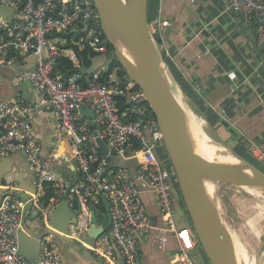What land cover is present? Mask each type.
Returning a JSON list of instances; mask_svg holds the SVG:
<instances>
[{"label":"built area","instance_id":"built-area-1","mask_svg":"<svg viewBox=\"0 0 264 264\" xmlns=\"http://www.w3.org/2000/svg\"><path fill=\"white\" fill-rule=\"evenodd\" d=\"M230 1L245 23L255 24L257 43L264 48V0ZM0 3L14 11L11 17L0 16V66L14 67L15 84L28 83L35 96L29 99L19 94L0 102V162L23 152L35 188L21 194L16 191L13 174L0 178V264H69L53 233L41 239L36 263L20 251L26 213L37 212L53 230L50 216L64 197L70 204L77 199L86 206L78 222L63 233L76 242L90 229L94 206L103 197L110 202L112 222L94 240V254L110 261L115 258V246L124 264H142V238L155 233L157 247L164 249L172 234L179 241L173 264H197L192 251L199 244L193 227L180 224L176 217L180 193L174 185L172 163L161 158L160 149L166 148L163 132L142 88L118 68L110 71L116 54L103 29L95 25L101 14L93 0ZM168 26V21L154 22L150 30L157 34ZM77 48L104 56L105 64L85 75L79 70L82 63ZM28 56L32 63L19 67ZM62 58L71 60L75 70L61 66ZM118 98H125V105L119 107ZM41 109L55 118V136L48 150L34 134L33 114ZM92 124L98 136L90 128ZM97 137L105 141L111 155L125 161L138 159L134 177L132 167L117 165L101 152ZM253 152L264 161V149ZM58 162L72 166L73 181L55 169ZM49 184L55 196L46 204L43 196ZM149 192L157 198L164 224L158 229L143 195Z\"/></svg>","mask_w":264,"mask_h":264},{"label":"crops","instance_id":"crops-1","mask_svg":"<svg viewBox=\"0 0 264 264\" xmlns=\"http://www.w3.org/2000/svg\"><path fill=\"white\" fill-rule=\"evenodd\" d=\"M229 4L231 5L230 0H149V23L169 22L166 30L152 35L173 85L181 90L176 94L180 104L182 105L181 100L187 102L191 113L198 117L202 128L207 132L209 123L219 134L227 129L233 130L234 135L229 139L236 150L243 156L244 153L249 155L252 151L254 156L253 149H264V48L257 43L255 24L245 23L242 16ZM172 22H175V26H172ZM31 63L32 58L28 56L18 65L23 67ZM104 64L103 58L97 68ZM14 70V67L0 66V102L19 94L34 99L28 83L15 84ZM226 84L236 87L237 90L235 95L226 97L234 113L232 118L224 113L219 103L211 104L208 99L213 90ZM33 125L35 136L41 140L44 149L48 150L55 136V118L50 111L41 109L33 114ZM9 157L11 161L6 163V167L5 164L2 166L5 169L3 175H14L16 191L19 193L33 191V175L27 156L18 152ZM1 164L2 162L0 166ZM55 169L68 180L73 181L76 178L72 166L58 162ZM143 195L155 227L161 228L164 224L156 196L150 192ZM64 199L68 200L67 197ZM181 199L177 195V220L182 225L192 226ZM76 201L79 205L77 209L68 200L79 220L86 206L77 199ZM34 213H26V228L22 234L23 252L32 251L34 242L30 237L36 238L32 232L44 233ZM72 225L74 224L69 225V228ZM51 227L53 230L48 225L46 228L64 233L57 226ZM154 234L142 238V264H173L179 249L178 239L170 234L166 248L160 249L154 241ZM57 242L69 264H124L115 246L114 259L108 261L103 256L94 254L96 260L93 261L82 256L61 238L58 237ZM200 248L198 246L192 251L194 260L197 264H210Z\"/></svg>","mask_w":264,"mask_h":264},{"label":"water","instance_id":"water-1","mask_svg":"<svg viewBox=\"0 0 264 264\" xmlns=\"http://www.w3.org/2000/svg\"><path fill=\"white\" fill-rule=\"evenodd\" d=\"M93 2L101 14V21L95 24L96 27L103 29L107 41L114 48L116 57L125 72L130 79L142 88L160 125L197 243L207 256L210 264H238L222 244L220 236L223 233H216L209 221L205 208L203 179L211 176L245 177L264 191V170L256 165L263 164V161L254 157L252 151L249 155L255 158V162L241 155L220 137L210 123L208 124L209 132L205 131L207 133V139L204 138L205 140L194 136L189 131L187 121L180 110V100L175 93V86L150 30L149 0H93ZM13 13V9L0 3V16L4 18L11 17ZM172 26H175V22H172ZM103 58L102 55L92 57L89 73L97 68ZM108 69L107 67L104 75ZM236 93V87L226 84L213 90L208 95V99L211 104L219 103L224 113L232 118L234 113L226 97ZM223 123L226 125V122L223 121ZM90 128L93 130L94 135L98 136L96 125L92 124ZM96 141L101 152L108 155L115 164L132 167V177H134V170L138 167L137 158L125 161L121 157L111 155L103 139L97 137ZM247 148L250 149V146L247 145ZM9 161H11L10 157L2 159L0 177H3L5 172L2 166L5 164L6 167V163ZM224 184H230V182H224ZM102 201L107 212V222L103 226H97L96 213L91 210L92 225L84 233L81 242L72 241L63 234L47 230V225L43 219L38 216L37 212L34 213L38 217L37 222L44 233L32 232V235L36 238L30 237V240L34 242L31 252L22 251L23 240L21 238V253L32 263H36L41 239L45 235L53 233L56 238L59 237L64 240L82 256L95 261L96 257L91 249L94 240L106 231L112 222L109 210L110 202L105 197L102 198ZM57 205L50 216L49 225L57 226L56 228L67 233L69 225L76 224L78 218L75 211L69 206L68 200L64 199ZM220 212V224L222 225L224 221ZM261 252L262 257L257 264H264V251ZM261 252H257V254L260 256Z\"/></svg>","mask_w":264,"mask_h":264},{"label":"rangeland","instance_id":"rangeland-1","mask_svg":"<svg viewBox=\"0 0 264 264\" xmlns=\"http://www.w3.org/2000/svg\"><path fill=\"white\" fill-rule=\"evenodd\" d=\"M175 93L177 94L178 88L175 86ZM183 103H187L183 100ZM192 111H194L192 109ZM195 113V111H194ZM198 119V118H197ZM198 123V120H197ZM233 130L227 129L226 132H220V137L229 143L231 146L235 145L230 142V137L234 135ZM219 133V132H218ZM232 146V147H233ZM161 158L164 162L170 163L171 159L167 150L160 149ZM245 157L252 162H255V158L251 155L244 153ZM264 170L263 164H257ZM173 174L175 175L174 171ZM225 180L215 181L214 186L217 187V191L221 196V217L222 220L231 229H234L239 233L241 239L248 247L250 253L264 251V210L261 204L264 198L256 196L251 190L239 186L230 184H224ZM229 183V182H227ZM175 188L180 190L179 183H175ZM251 192V193H250ZM98 215V225L103 226L107 222V212L105 208L101 206L94 207ZM185 212L189 216L188 211ZM246 239V240H245ZM201 249V248H200ZM202 251V249H201Z\"/></svg>","mask_w":264,"mask_h":264},{"label":"bare ground","instance_id":"bare-ground-1","mask_svg":"<svg viewBox=\"0 0 264 264\" xmlns=\"http://www.w3.org/2000/svg\"><path fill=\"white\" fill-rule=\"evenodd\" d=\"M181 103L182 105L180 104V110L184 119L187 121L189 131L194 136L202 140L207 139V133L202 128L199 119H197L198 117L191 113V110L186 103H183L182 100ZM219 180H225L227 182H230L231 185L247 188L251 190L256 196L262 198H264V191H262L253 182L245 177L211 176L203 179L206 212L214 231L216 233H223V235L220 236L222 244L232 255V257L238 262V264H257L258 260L260 261V258L262 257V252L260 253V256L257 254V252L250 253L248 247L243 242L238 232H236L234 229H231L228 225L225 224V222L222 223V225L220 224L221 220L219 211H221L220 209L222 204L221 196L217 191V187L214 186L215 181ZM262 202L263 204L259 206H261L264 210V201Z\"/></svg>","mask_w":264,"mask_h":264},{"label":"trees","instance_id":"trees-1","mask_svg":"<svg viewBox=\"0 0 264 264\" xmlns=\"http://www.w3.org/2000/svg\"><path fill=\"white\" fill-rule=\"evenodd\" d=\"M109 47H110V50L115 53L114 48L112 47V45L110 43H109ZM77 52H78V55L80 56L81 63H82L81 68L79 70L82 71L86 75V74L89 73V69H90V67L92 65V57H94L95 55L92 52H90L89 50L80 51L79 48H77ZM61 66L67 68L70 71H74L75 70L73 68V64H72L71 60H69L68 58H62L61 59ZM115 68H118L119 69V73L120 74L127 75V73L125 72L123 66L121 65V63L117 59L116 55H115L114 59L112 60V62L110 64V71H112ZM101 80L104 81L103 78H101ZM118 101H119V107H122L126 103L125 98H118ZM150 110H151V108H150ZM151 113L155 117V115L153 114L152 110H151ZM174 181H175V183H178V179H177V176L176 175H174ZM178 191H179L180 196L182 198L181 200H183V197H182V194H181V190H178ZM54 196H55V189H54V187L51 184L47 185L46 188H45V193H44V196H43V201L46 204H49L50 201H51V199L54 198ZM73 206L76 209L79 207L78 202L76 200L74 201ZM95 206H101L102 208H105L102 199ZM184 208L186 209L185 203H184Z\"/></svg>","mask_w":264,"mask_h":264}]
</instances>
